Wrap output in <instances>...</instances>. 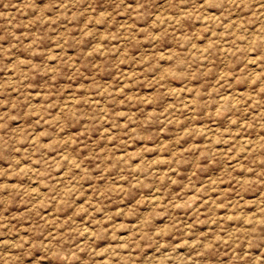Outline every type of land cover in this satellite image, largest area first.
Segmentation results:
<instances>
[{
  "label": "rangeland",
  "instance_id": "obj_1",
  "mask_svg": "<svg viewBox=\"0 0 264 264\" xmlns=\"http://www.w3.org/2000/svg\"><path fill=\"white\" fill-rule=\"evenodd\" d=\"M0 264H264V0H0Z\"/></svg>",
  "mask_w": 264,
  "mask_h": 264
}]
</instances>
